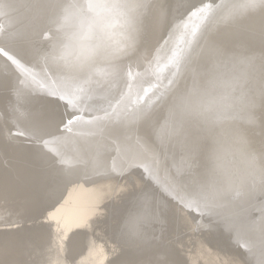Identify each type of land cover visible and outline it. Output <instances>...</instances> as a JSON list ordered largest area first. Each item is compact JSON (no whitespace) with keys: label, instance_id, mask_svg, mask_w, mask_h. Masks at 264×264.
I'll use <instances>...</instances> for the list:
<instances>
[{"label":"bare ground","instance_id":"bare-ground-1","mask_svg":"<svg viewBox=\"0 0 264 264\" xmlns=\"http://www.w3.org/2000/svg\"><path fill=\"white\" fill-rule=\"evenodd\" d=\"M71 2L88 0H0V46L33 65L17 66L20 85L0 88V264L24 263L20 258L37 246L29 241L46 242L60 227L57 244H47L37 262L49 257L48 264H260L264 15L224 23L225 7L205 24L187 15L199 0H150L146 31L134 50L121 9L75 12L59 28L53 21ZM210 35L223 45L222 57L212 50ZM69 43L82 59L91 56L82 72L71 75L57 71L49 59L53 48ZM113 51L119 52L116 64L102 55ZM117 64L123 75L114 71ZM129 64L138 73L134 80L127 75ZM12 75L0 56V77ZM192 91L238 119L208 123L188 116L178 97ZM53 92L73 95L78 112L70 130L56 132L68 113L49 103ZM133 112L138 120L155 121L151 149L143 146ZM38 123L54 133L43 148L34 134ZM236 127L245 133L243 152L233 139ZM197 144L193 156L189 148ZM244 152L256 157L254 169ZM149 176L161 186L180 177L193 192L207 186L220 207L216 213L189 212L188 198L173 192L181 208L153 189L159 211L150 210L140 201ZM169 225L172 240L164 237ZM52 247L56 252L48 250Z\"/></svg>","mask_w":264,"mask_h":264},{"label":"snow or ice","instance_id":"snow-or-ice-1","mask_svg":"<svg viewBox=\"0 0 264 264\" xmlns=\"http://www.w3.org/2000/svg\"><path fill=\"white\" fill-rule=\"evenodd\" d=\"M150 0H117V2L104 4L99 3L97 0H88L87 4H79L75 2L66 3L61 6V16L53 21L59 28H63L68 25L75 12H83L85 10H91L94 8H116L123 10L127 17L130 27V39L129 47L135 48L138 46L139 39L142 32L146 31V20L148 17V10L151 8ZM227 7L229 11L221 17L222 22L228 23L234 19L246 17L250 14L260 12L264 15V0H199L198 5H189L187 9L188 16H198L205 24H207L220 10ZM199 31V29H197ZM195 35V33H194ZM262 38H264V32H262ZM211 47L214 53L218 57L224 55V47L220 43L218 38L209 36ZM110 63L116 64L119 60V52H105L102 54ZM0 56H3L5 61L12 69L13 75L8 77H0V88L7 87L9 90L15 88L22 83L21 73L18 70V65H24L25 67L33 66L30 62L24 60L22 57L15 53H11L5 46H0ZM49 59L52 64L56 66V70L61 73L71 75L73 73L82 72L85 63L91 59V56L86 58L78 57L75 64L71 66H60V58L49 55ZM53 72V69H49ZM103 71V70H102ZM114 71L118 75H123V68L118 64L114 68ZM53 74H55L53 72ZM127 75L134 80L138 73L132 72L131 64L128 65ZM78 89L77 91H82ZM49 103L53 105H62L68 115L65 117L61 115L59 123L56 124V132L70 130L72 125L76 122V113L78 109L74 107V98L71 92L56 94L53 92L49 96ZM178 104L183 111L190 117H196L205 120L208 123H215L218 120H237L235 115L229 116L226 112L215 109L213 105L204 103L199 94L196 91L189 93H182L178 97ZM106 116H110V113H105ZM133 121L137 124L138 130L141 134V140L145 149H151L155 143L156 138V126L155 121L150 116H144L137 119V113L132 114ZM242 119V117L240 118ZM67 126V128L65 127ZM47 125L37 124L34 128V134H36L40 146L43 148L44 141L50 138L54 133L46 130ZM16 135H23V133H16ZM234 142L240 147L243 152L246 146V137L242 127H236L233 130ZM199 145H194L189 148L193 156L198 151ZM246 159V163L250 169L256 167V157L246 152L243 153ZM53 160L58 168H63V162L59 161L54 154ZM149 188L144 189L140 193V201L147 202L150 210L159 211V205L156 204V195L153 189L159 191L163 196L167 197V200L178 204L181 208H185L184 204H181L176 196L180 195L181 199L188 198V206L186 210L189 212L196 211L197 214L216 213L220 205L216 202L215 193L209 194L207 186L201 185L199 190L193 192L190 185H185L180 177H175L171 181H166L164 186H161L152 176L148 177ZM236 195H239V190L236 191ZM167 202V201H166ZM139 210V209H137ZM202 210V211H200ZM243 247V246H242ZM260 264H264V260L260 261Z\"/></svg>","mask_w":264,"mask_h":264},{"label":"rangeland","instance_id":"rangeland-1","mask_svg":"<svg viewBox=\"0 0 264 264\" xmlns=\"http://www.w3.org/2000/svg\"><path fill=\"white\" fill-rule=\"evenodd\" d=\"M48 210V209H47ZM47 210H45L44 212V214H46V211ZM39 218H41V217H39ZM39 218H36V219H39ZM92 219L94 220V221H90V229L91 230H95V227H96V223H97V220H96V218H94V217H92ZM41 224H43V223H41ZM25 225H29V224H25ZM25 225H21L19 228L20 229H27V228H29V227H27L26 228V226ZM42 228V227H41ZM167 229H166V231L165 232H167V234H164L165 236L164 237H166V239H170L171 238V236L173 235V230H172V228L170 227V225L168 226V227H166ZM54 231H53V235H52V237H51V239H49V240H51V241H46V242H44V241H40V240H36V241H38L39 243H37V244H35L34 243V241L33 240H30L29 241V243H28V245L30 246V245H37L35 248H32L33 250L32 251H29V255L32 253V254H34V255H30V256H28V257H21L20 258V261H22V262H24V263H22V264H41L42 262L40 261V259L38 260V262H37V259L40 257V256H42V253L43 254H45L46 253V249H47V244H54V243H56L57 244V242H55V241H57L58 239V233H59V231L60 232H62V229H61V227L60 228H57V229H53ZM6 231H8V230H6ZM25 236V238H26V236L27 235H24ZM56 238V239H55ZM170 240H172V238L170 239ZM193 242H195V241H193ZM183 244H185L186 245V243L184 242ZM28 245H24L23 247V249H26L27 248V246ZM191 246V245H190ZM43 250V251H42ZM48 250H53L54 252H56L55 251V249L52 247V248H49ZM61 249H59L58 248V251H60ZM194 250V249H193ZM42 251V252H41ZM51 253H53L52 251H50ZM63 252L61 251V254H62ZM193 254H196L195 252H192ZM225 253V252H224ZM26 255V254H25ZM32 256V257H31ZM39 256V257H38ZM44 256V255H43ZM36 257V258H35ZM34 258V259H33ZM36 260V261H35ZM42 260H43V257H42ZM48 260V261H47ZM33 262H35V263H33ZM41 262V263H40ZM48 262H49V257H47L46 258V260L44 261V263L43 264H48ZM63 262V261H62ZM65 262V261H64ZM63 262V263H64ZM64 264H70L69 262H65Z\"/></svg>","mask_w":264,"mask_h":264},{"label":"clouds","instance_id":"clouds-1","mask_svg":"<svg viewBox=\"0 0 264 264\" xmlns=\"http://www.w3.org/2000/svg\"><path fill=\"white\" fill-rule=\"evenodd\" d=\"M49 55L60 58V66L65 67L74 65L80 54L69 43L68 45L61 44L60 46L53 48Z\"/></svg>","mask_w":264,"mask_h":264}]
</instances>
